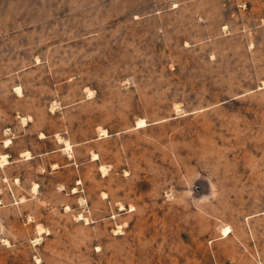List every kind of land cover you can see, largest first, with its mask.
I'll use <instances>...</instances> for the list:
<instances>
[{
  "label": "rangeland",
  "instance_id": "374dc122",
  "mask_svg": "<svg viewBox=\"0 0 264 264\" xmlns=\"http://www.w3.org/2000/svg\"><path fill=\"white\" fill-rule=\"evenodd\" d=\"M0 264H264V0H0Z\"/></svg>",
  "mask_w": 264,
  "mask_h": 264
}]
</instances>
